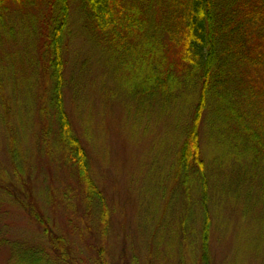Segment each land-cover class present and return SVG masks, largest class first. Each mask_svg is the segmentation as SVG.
<instances>
[{
    "label": "trees",
    "instance_id": "obj_1",
    "mask_svg": "<svg viewBox=\"0 0 264 264\" xmlns=\"http://www.w3.org/2000/svg\"><path fill=\"white\" fill-rule=\"evenodd\" d=\"M76 1L84 33L128 82L129 97L141 104L163 103L169 110L181 96L192 102L191 94H196L174 177L184 204L180 236L184 246L189 240L193 245L198 232V264H214L211 177L204 156H211L219 176L227 164L240 167L239 172L232 167L237 174L232 183L239 193L251 180L247 204L259 203L264 184V0ZM71 12V0H0V48L5 41L23 40L29 48L39 44L41 54L35 60L32 53V70L27 68L36 73L30 94L46 121L38 151L56 158L77 179L84 207L96 212L106 232L110 209L65 105L64 49ZM14 28L21 38L12 39ZM3 82L0 79V85ZM36 86L41 87L40 96ZM2 109H11L7 100ZM17 109L26 117L33 114ZM16 144L13 136L10 162L18 175L23 167ZM4 200L0 196V253L7 252L6 264H81L69 240L54 232L35 201L13 198L42 228L44 242L13 240L5 223ZM97 262L109 264L103 250Z\"/></svg>",
    "mask_w": 264,
    "mask_h": 264
},
{
    "label": "rangeland",
    "instance_id": "obj_2",
    "mask_svg": "<svg viewBox=\"0 0 264 264\" xmlns=\"http://www.w3.org/2000/svg\"><path fill=\"white\" fill-rule=\"evenodd\" d=\"M71 3L64 49L65 105L88 153L92 176L106 197L110 227L105 232L96 212L84 207L82 186L68 169L38 151L46 121L30 94L36 73L28 70L32 53L35 60L41 54L39 44L29 48L23 40L5 41L0 48V79L6 81L0 85V196H5L9 236L44 242L42 228L13 200L15 196L36 202L54 232L69 240L81 264H98L101 250L109 264H198V232L193 245L190 240L185 246L181 242L184 204L174 178L197 96L191 94V102L183 95L169 110L163 103L141 104L129 97L128 82L108 54L102 56L91 44L82 29L79 3ZM20 34L14 28L12 39ZM40 90L34 88L39 96ZM6 100L9 111L2 109ZM18 107L33 114L26 117ZM207 122L204 118L203 127ZM13 136L22 159L23 173L18 175L10 162ZM206 143L202 128L203 147ZM210 157L204 156L211 177L214 264H264V184L259 203L247 204L251 180L237 193L232 167L238 172L240 167L227 164L219 176ZM7 259V252H1L0 264Z\"/></svg>",
    "mask_w": 264,
    "mask_h": 264
}]
</instances>
